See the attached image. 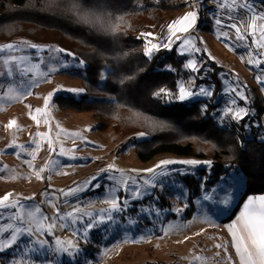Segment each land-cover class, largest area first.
<instances>
[{"label":"rangeland","instance_id":"rangeland-1","mask_svg":"<svg viewBox=\"0 0 264 264\" xmlns=\"http://www.w3.org/2000/svg\"><path fill=\"white\" fill-rule=\"evenodd\" d=\"M167 2L170 10L164 23L142 32L146 55L152 45L176 48L185 59V69L193 72L178 81V92L181 85L194 93L201 88L213 92L211 97L195 95L183 102L204 101L203 110L205 105L208 109L214 103L218 108L212 116L220 127L236 130L243 139L264 140V84L257 79L264 80V63L259 66L249 63L264 51L253 43L259 33L241 41L236 39L235 29L228 27L236 23L244 32L254 14H264V0H225L224 7L220 6V0H201L198 7L195 0ZM245 3L252 11L243 7ZM193 11L198 13L195 25L181 31L180 21ZM217 18L221 19V25L215 23ZM8 45L15 47L9 49ZM12 57L16 58L15 62L11 61ZM5 60L9 63L5 64ZM210 61L216 62L221 71L217 73ZM192 62L198 71L187 66ZM9 67L11 75L7 71ZM84 69L83 62L55 45L26 39L12 43L0 41V198L11 194L6 203L18 202L22 206L0 209V226H18L20 221L16 216L27 213H34L44 228L52 225L50 232L33 237L20 234L17 245L0 253V264H32L35 259H40L42 264L57 261L60 264H241L229 226L238 225L248 199L259 196H249L236 210L246 187L244 174L233 168L208 188L212 161L164 153L143 162L134 141L147 139V134L139 132L131 137L116 134L112 129L101 132L96 129L93 113L62 110L57 96L81 99L85 94L81 81L62 72L82 73ZM216 79L221 83L219 89ZM238 93L247 97V103ZM254 94L258 96V104ZM233 100L235 104H231ZM229 107H246L249 115L237 122L231 115H222ZM13 120L17 123L8 127ZM164 161L197 163H173L166 169L157 168ZM149 169H155V173ZM167 170H171L169 175H157ZM37 172L42 178H38ZM110 176L116 182L108 179ZM188 178L200 188V195L193 201L186 184ZM121 179L128 181L129 190L139 187L159 199L152 196L133 199L131 192L119 183ZM153 179L163 180V189L144 184ZM97 183L99 187L94 186ZM226 192L233 197L231 203L227 207L217 206L215 199L225 198ZM205 193L212 195L214 201H204ZM113 196L119 198L122 208L127 199V208L111 212V205L105 201ZM149 206L161 209L159 215L153 212L145 215ZM109 212L114 221L92 227L85 240L84 229L99 215ZM129 221L138 223L130 225ZM22 226L35 229L37 225ZM9 235L3 232V238ZM35 239L48 242L45 257L32 251L35 245L29 241ZM57 240L78 246L80 252L75 259L57 255Z\"/></svg>","mask_w":264,"mask_h":264},{"label":"trees","instance_id":"trees-1","mask_svg":"<svg viewBox=\"0 0 264 264\" xmlns=\"http://www.w3.org/2000/svg\"><path fill=\"white\" fill-rule=\"evenodd\" d=\"M167 1L79 0L86 13L81 19L71 10L72 0H0V41L55 45L83 62L82 73L62 74L81 81L85 94L81 99L57 96L60 108L93 113L101 132L147 134V139L134 141L141 161L164 153L210 160L208 188L238 168L246 179L238 210L249 196L264 194V140L243 139L236 130L220 127L212 116L218 108L214 103L205 111L204 101L177 99L178 81L193 72L185 69L176 48L161 47L146 55L142 32L164 23ZM220 86L216 79L217 89ZM254 98L258 104L256 94ZM191 179L186 184L193 201L200 188Z\"/></svg>","mask_w":264,"mask_h":264},{"label":"snow or ice","instance_id":"snow-or-ice-1","mask_svg":"<svg viewBox=\"0 0 264 264\" xmlns=\"http://www.w3.org/2000/svg\"><path fill=\"white\" fill-rule=\"evenodd\" d=\"M220 6H225V0H220ZM243 7L247 11H252V7L245 3ZM72 11L77 12L80 14V18L84 19L86 16V13H84L83 9L79 7V0H72ZM198 13L193 11L187 13L182 20L180 21V24L182 25L181 31H187L189 28L193 27L197 21ZM231 18V17H229ZM257 21H264V14L262 13H256L252 16L251 21L248 22L247 28L244 32H241L240 27L236 23H232L231 25H228V27L235 29L236 31V39L241 41H246L248 35H252L253 37L257 36V32L259 33V37L253 40V43L255 44L257 49L264 50V24H258ZM215 23L217 25H221L222 21L221 19H215ZM173 29H175V25L172 26ZM248 29H251L249 32ZM247 46V45H245ZM9 49H13L15 46L8 45ZM32 47H36L33 45ZM159 45H152V48H149L147 51V55L151 56L152 50L159 49ZM198 51V49H197ZM12 62H15V57L10 58ZM5 64L9 63V60L4 61ZM249 63H255L257 66H259L260 63H264V51H260L253 59L249 60ZM192 71H198V69L195 66V63H189L187 65ZM9 75H11L12 69L9 67L7 69ZM258 82L261 84H264V80H260L259 77H257ZM8 91H11L9 89ZM161 92H164L165 95H171L170 93L165 92V90L161 89ZM161 92H157L156 95L159 96ZM213 94L212 89H203L201 88L198 93H194L190 90L185 89L183 85L180 86L177 99L180 101H185L195 95H203L205 97H211ZM238 95H241V98L245 100L247 103V97L243 96L242 94L238 93ZM9 98H16V97H9ZM49 100L51 97L48 98ZM231 104H235V101H231ZM47 107V104H46ZM207 106L205 105L204 110L206 111ZM37 112L40 110L37 109ZM222 115H231L232 119L239 122L240 120L244 119L246 116L249 115V111L246 107H240L238 109L229 107L225 110ZM32 119H36L35 116L32 117ZM17 122L15 120L11 121L8 125V127H12ZM39 123V121H37ZM143 135V134H142ZM51 143V141L49 142ZM61 154H63V149H61ZM173 163H186V164H192L195 165L196 161H164L160 165H157V168L166 169L167 165L173 164ZM210 164V162H208ZM40 171H43L41 169ZM119 171V170H117ZM149 172L155 173V169H149ZM171 170L162 171L161 173L157 175H164L167 176L170 174ZM38 178L39 172H37ZM96 179V178H93ZM108 179L113 180L116 182L115 177H108ZM235 179V177L233 178ZM123 185L124 190L130 191L131 196L133 199H143L144 196H152L154 200H158L159 197H157L154 193L148 192V191H141L139 187H133L132 189H128V181L125 179H121L119 181ZM135 184V182H133ZM144 184L148 185L149 188H161L164 187V181L160 180L157 182L156 179H153L151 181H144ZM95 187H99V184L97 183L94 185ZM221 189H223V184L221 185ZM75 191V190H73ZM212 192L217 191L216 189H212ZM11 194L5 195L3 198H0V209L5 208H20L21 205L16 203H6L9 201ZM232 196L230 193H225V198L215 199V203L217 206H224L227 207L232 200ZM204 201L213 202L214 197L208 193H205L202 197ZM106 203H109L111 205V212H120L123 211L128 206V200H124L123 204L124 207L122 208L120 206L121 202L118 197L113 196L111 200H106ZM161 209H157L154 207L149 206V208L145 209V215L148 214V212H153L156 215H159ZM182 211L181 209L177 210ZM36 212H39V209L36 210ZM2 215V213H0ZM59 216V213H58ZM16 219L20 221V225L13 226L12 224L7 225V227L0 226V253L5 252L7 249H11L13 245H17L18 238L20 234L26 233L28 236L33 237L36 236L38 233L43 234L44 232H50L52 225L49 224L47 228H44L43 226L39 225V221L36 218V215L34 213H27L25 215H19L16 216ZM40 219H47V217H41ZM114 221V217L109 213L101 214L98 216L97 219H95L92 223H90L83 231L84 239L87 240L88 230L92 227H99L102 224H108L110 222ZM138 223V221H129L130 225H134ZM24 224H36L37 226L35 229L32 227H24L22 225ZM229 231L231 232V235L233 237V240L235 242V248L236 252L240 257L241 264H264V196L260 197H250L248 199V202L244 205V212L241 213L239 217V224H233L229 226ZM3 232H9L10 235L7 238H3ZM29 243H33L35 246L33 247L32 251L38 253L40 257H45V249L48 247V242L46 240L41 239H35L34 241H29ZM57 248L55 249V252L57 255L64 254L69 259H75L76 255L80 252V249L77 245L73 244L71 241H56ZM217 247H220L219 245ZM5 260H8V257H4ZM11 264V262H10ZM32 264H42L40 259H35L32 261ZM56 264H60L59 261L56 262ZM90 264V262H89Z\"/></svg>","mask_w":264,"mask_h":264},{"label":"built area","instance_id":"built-area-1","mask_svg":"<svg viewBox=\"0 0 264 264\" xmlns=\"http://www.w3.org/2000/svg\"><path fill=\"white\" fill-rule=\"evenodd\" d=\"M195 2H196V4H197V7H198V5L201 4V0H195ZM196 10H197V8H196Z\"/></svg>","mask_w":264,"mask_h":264},{"label":"crops","instance_id":"crops-1","mask_svg":"<svg viewBox=\"0 0 264 264\" xmlns=\"http://www.w3.org/2000/svg\"><path fill=\"white\" fill-rule=\"evenodd\" d=\"M262 1V0H261ZM260 196H264V194L263 195H259V196H253V197H260Z\"/></svg>","mask_w":264,"mask_h":264}]
</instances>
